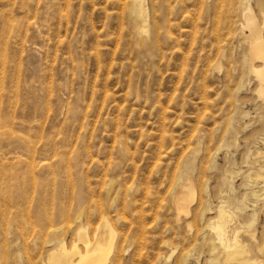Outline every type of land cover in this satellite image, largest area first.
<instances>
[{"label":"rangeland","instance_id":"1","mask_svg":"<svg viewBox=\"0 0 264 264\" xmlns=\"http://www.w3.org/2000/svg\"><path fill=\"white\" fill-rule=\"evenodd\" d=\"M246 6L264 38V0H0V264H43L103 219L106 264H207L221 208L227 242L264 264ZM180 174L195 198L177 220Z\"/></svg>","mask_w":264,"mask_h":264},{"label":"bare ground","instance_id":"2","mask_svg":"<svg viewBox=\"0 0 264 264\" xmlns=\"http://www.w3.org/2000/svg\"><path fill=\"white\" fill-rule=\"evenodd\" d=\"M140 4V0H138ZM128 3V2H127ZM142 15V7L139 10ZM243 14V24L249 30V34L245 36L248 41L247 55L245 57V66L249 74H253L258 80V92L264 94V38L262 36L261 27L257 22L252 10L246 6ZM145 29L140 30L143 35ZM241 35V30L239 32ZM238 34V35H239ZM239 35V36H240ZM141 43L146 44V40L141 37ZM261 63L260 67L255 68V62ZM193 164L192 158L188 157L185 160L184 168L188 170ZM258 176V175H257ZM259 177V176H258ZM257 178V177H256ZM225 181V179H224ZM189 176L180 174L172 192V201L175 208L178 209L177 220L181 215L186 217L191 203L194 201L195 186ZM255 192V191H254ZM253 193V192H252ZM251 193V194H252ZM257 195V194H255ZM258 199V198H257ZM243 202L239 201L233 204L238 210L243 209ZM221 208V207H220ZM221 208L217 212V219L211 226V234L213 238L210 240V255L207 264H221L222 261H227L229 264H254L255 260L249 256L248 249L238 241V232H235L231 243L227 242L226 233L229 223H231L237 214L231 215L228 211ZM253 217V215H251ZM93 237L90 238L85 228H81L77 232L76 241L83 244L81 250L76 241L73 242L70 248L64 242H60L51 249L46 258L43 256V264H106L110 258V253L114 250L116 232L106 219L100 221L98 226L94 229ZM250 235L254 237L253 230L245 229ZM61 238V237H60ZM74 240V238H73ZM70 244H68L69 246ZM48 246V245H47ZM51 246H53L51 244ZM49 248V247H48ZM46 247V249H48ZM260 252H264V247H258ZM186 256V255H185ZM257 260V259H256ZM4 261V260H3ZM6 262V261H5ZM223 263V262H222ZM227 264V263H226Z\"/></svg>","mask_w":264,"mask_h":264}]
</instances>
